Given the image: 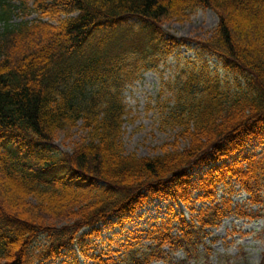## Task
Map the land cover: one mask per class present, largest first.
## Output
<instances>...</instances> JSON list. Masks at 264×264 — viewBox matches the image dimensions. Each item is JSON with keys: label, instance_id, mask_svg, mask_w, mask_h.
Listing matches in <instances>:
<instances>
[{"label": "trees", "instance_id": "16d2710c", "mask_svg": "<svg viewBox=\"0 0 264 264\" xmlns=\"http://www.w3.org/2000/svg\"><path fill=\"white\" fill-rule=\"evenodd\" d=\"M201 9L217 15L200 45L224 77L207 62L181 72L164 123L185 148L126 154L123 86L185 45L162 25ZM118 26L134 43L114 53L109 38L94 40ZM78 129L60 153L55 141ZM236 187L257 214L233 206ZM153 200L168 204L164 219L123 244L104 238L102 225L131 222ZM263 208L264 0H0V264H151L179 250L190 260L207 229Z\"/></svg>", "mask_w": 264, "mask_h": 264}, {"label": "rangeland", "instance_id": "374dc122", "mask_svg": "<svg viewBox=\"0 0 264 264\" xmlns=\"http://www.w3.org/2000/svg\"><path fill=\"white\" fill-rule=\"evenodd\" d=\"M31 4V3H30ZM15 2L14 6L17 7ZM29 6V5H28ZM37 15H29L25 20L33 21ZM20 22V18L13 15L10 24L15 25ZM217 15L211 10H197L192 13L189 20L185 22H168L160 27L165 38L176 41H185V46H181L174 52L175 56L170 57L165 63H159L155 69L143 71L139 69L136 79L131 84H125L121 92V98L126 112L123 125V146L126 154H135L138 157L154 158L162 153V148L178 147L183 149L187 142L176 139L179 132L178 127L169 126L164 123L168 117L171 107L175 104L174 88L176 82L184 77L183 70L189 66L199 65L207 62L211 70L218 68L217 74L224 77V71L219 67L216 58L205 54L201 49V42L209 38L211 32L217 26ZM138 25L132 27L136 30ZM130 29L121 26L114 29H106L100 38H109L111 42V52H119L124 43H134V36L128 35ZM99 38L96 40L98 42ZM143 38L139 39V44L146 47ZM104 47V46H103ZM107 51L110 47L107 46ZM80 125V124H79ZM81 131L75 130L73 137L66 140L64 136H59L54 146L60 153H71L72 142L79 141ZM177 140V141H176ZM255 145L251 147L254 148ZM261 147L256 148V153ZM223 196V189L218 192V197ZM248 197L241 193L236 187L231 201L234 207L247 210L248 214H257V207L248 204ZM167 203L161 200H153L144 208L139 210L132 218L131 222L120 226L114 225L109 229L107 225H102L104 238H112L116 233L120 236L114 238V243L123 244L127 239L128 232L133 230L146 231L158 220L165 218ZM201 204L196 203L194 208L199 209ZM176 212H182L186 219H190L192 214L188 208L180 205L175 207ZM264 209V208H263ZM194 215V214H193ZM259 217L253 219H240L232 216L224 219L219 227L207 229L206 235L202 237L198 244L194 258L186 259L182 251L168 252V258L164 261H156L151 264H260L264 258V210L258 213ZM176 231V230H175ZM174 231V232H175ZM142 240L139 247H148L150 242L146 240L145 233H142ZM99 248L108 251L106 243L96 242ZM84 260H80L82 264Z\"/></svg>", "mask_w": 264, "mask_h": 264}, {"label": "bare ground", "instance_id": "6f19581e", "mask_svg": "<svg viewBox=\"0 0 264 264\" xmlns=\"http://www.w3.org/2000/svg\"><path fill=\"white\" fill-rule=\"evenodd\" d=\"M103 32H105V30H100V31H98V32L95 34V36H94V37H95L94 40H97L98 38H100V36L105 35V34H103ZM185 44H186V43H185ZM184 46H185V45H184ZM173 56H175L174 53H173ZM171 57H172V56H171ZM169 58H170V57H169ZM169 58H168V59H169ZM168 59H167V60H168ZM186 70H187V69H186ZM184 80H185V78L182 77V78H181V81H179V82H182V81H184ZM251 147H252L251 145L248 146V151H253V148L251 149ZM260 151H261V150H260ZM260 151H259L258 153H260ZM228 218H229V217H228ZM226 219H227V218H226ZM187 220H188V219H187Z\"/></svg>", "mask_w": 264, "mask_h": 264}]
</instances>
